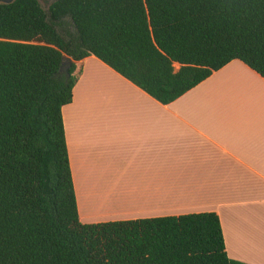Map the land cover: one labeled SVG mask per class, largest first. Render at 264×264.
<instances>
[{
	"label": "trees",
	"instance_id": "1",
	"mask_svg": "<svg viewBox=\"0 0 264 264\" xmlns=\"http://www.w3.org/2000/svg\"><path fill=\"white\" fill-rule=\"evenodd\" d=\"M40 1L0 4V264H240L214 212L81 223L60 110L88 56L161 105L232 60L264 79V0Z\"/></svg>",
	"mask_w": 264,
	"mask_h": 264
},
{
	"label": "crops",
	"instance_id": "2",
	"mask_svg": "<svg viewBox=\"0 0 264 264\" xmlns=\"http://www.w3.org/2000/svg\"><path fill=\"white\" fill-rule=\"evenodd\" d=\"M74 65L60 114L79 221L214 212L227 257L264 264V79L232 60L161 105L93 56ZM93 192L113 207L88 212Z\"/></svg>",
	"mask_w": 264,
	"mask_h": 264
},
{
	"label": "rangeland",
	"instance_id": "3",
	"mask_svg": "<svg viewBox=\"0 0 264 264\" xmlns=\"http://www.w3.org/2000/svg\"><path fill=\"white\" fill-rule=\"evenodd\" d=\"M51 0H47V3H49ZM39 2H40V5H41V7L45 10V8H46V4H43L40 0H39ZM177 68V66L176 65H174V69H176ZM93 194L94 195H92V199H91V202L89 203V206L87 207V210H88V212L90 211V212H100V211H103V210H107V209H109L110 207H113L112 205V203H110L111 201L110 200H108V206H104V207H101L100 205V203H101V201L104 199L103 198V196L102 195H99L100 197H98L97 195L95 196V192H93ZM102 196V197H101ZM93 199H95L94 200V203H93V205H92V202H93ZM104 202V201H103ZM104 208V209H103Z\"/></svg>",
	"mask_w": 264,
	"mask_h": 264
},
{
	"label": "water",
	"instance_id": "4",
	"mask_svg": "<svg viewBox=\"0 0 264 264\" xmlns=\"http://www.w3.org/2000/svg\"><path fill=\"white\" fill-rule=\"evenodd\" d=\"M13 1L14 0H0V4L1 5H8V4L12 3ZM62 70L65 71L64 62H61L60 67H59V72Z\"/></svg>",
	"mask_w": 264,
	"mask_h": 264
}]
</instances>
